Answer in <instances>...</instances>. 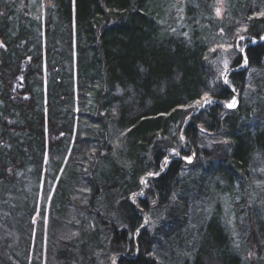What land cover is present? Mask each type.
I'll use <instances>...</instances> for the list:
<instances>
[{
    "label": "trees",
    "instance_id": "16d2710c",
    "mask_svg": "<svg viewBox=\"0 0 264 264\" xmlns=\"http://www.w3.org/2000/svg\"><path fill=\"white\" fill-rule=\"evenodd\" d=\"M174 3L0 0V264H264V0Z\"/></svg>",
    "mask_w": 264,
    "mask_h": 264
},
{
    "label": "rangeland",
    "instance_id": "374dc122",
    "mask_svg": "<svg viewBox=\"0 0 264 264\" xmlns=\"http://www.w3.org/2000/svg\"><path fill=\"white\" fill-rule=\"evenodd\" d=\"M216 10V14L220 17L222 16V12H223V0H217V7H215ZM171 17L174 18L176 20V24L179 25L182 21V11H181V7H180V0H175V3L172 7V10L170 12ZM215 48V47H214ZM218 48V47H216ZM218 49L219 52L218 54L215 55V62H214V66L217 67H222L227 65L228 63V53H226L228 47L227 46H222L219 47ZM242 68L246 67V64L241 65ZM225 78V77H224ZM204 100V99H203ZM203 101H201V106H202ZM229 105H232L231 107ZM238 105V99H234L231 103L228 104V108H235ZM181 141L183 143H185V139L181 138ZM194 159V156H188V157H184V161L189 163ZM57 180V178L55 179ZM143 183V187H144V191L143 188L141 190V192L138 194L139 197H145V191H146V183ZM248 187L253 189V190H249L246 192V194L243 192H240V195L242 197H230L227 199L226 203L224 204V206H222L223 209V218L224 220L227 222V225L229 228H231L232 230V234L236 233L237 234V230H238V226L245 228L247 227V208H249L251 205H253L254 203H258L259 205L261 203H264V179L260 180V181H255L251 184H248ZM54 191L53 190L50 191V196L52 195ZM42 196H43V182L40 185V192H39V202L42 201ZM243 201H245L249 206L242 209V206H240V203ZM135 200V198H132L131 201L133 202ZM224 202V201H223ZM240 206V207H239ZM230 208H234V212L231 213V211L229 210ZM239 208V209H238ZM242 211L244 213H242ZM42 212L41 210V206L38 209L37 214L34 217V223H37L40 218H39V213ZM47 216H48V212H45V221H47ZM151 219L147 220L146 224L144 223L142 225V227L147 226L150 223ZM260 248V247H258ZM257 248L256 249H252V250H248L247 252L244 253V259L246 260L247 263L249 264H256L257 261ZM30 260V258H29ZM116 258L115 257H111L110 258V264H116Z\"/></svg>",
    "mask_w": 264,
    "mask_h": 264
},
{
    "label": "water",
    "instance_id": "95a60500",
    "mask_svg": "<svg viewBox=\"0 0 264 264\" xmlns=\"http://www.w3.org/2000/svg\"><path fill=\"white\" fill-rule=\"evenodd\" d=\"M229 71H233L232 69H229V70H226L224 73H223V79H222V82H223V85H225L226 87L228 86L227 85V81H226V79L224 78V76H225V74L227 73V72H229ZM236 98H237V96H236ZM212 100V98H205L204 100H203V103H202V106L200 107V109H199V111H201L202 109H203V106L205 105V103H206V101L207 100ZM227 106V105H226ZM198 111V112H199ZM197 112V113H198ZM196 113V114H197ZM191 118V117H190ZM163 173V172H162ZM160 174H158V175H146L144 178H143V181H146L147 179H149V178H154V177H157V176H159ZM141 187L143 188V191H144V187H143V183H141Z\"/></svg>",
    "mask_w": 264,
    "mask_h": 264
},
{
    "label": "bare ground",
    "instance_id": "6f19581e",
    "mask_svg": "<svg viewBox=\"0 0 264 264\" xmlns=\"http://www.w3.org/2000/svg\"><path fill=\"white\" fill-rule=\"evenodd\" d=\"M263 38H264V37H263ZM224 72H225V71H224ZM222 79H223V75H222ZM222 79H221V81H222ZM222 83H223V82H222ZM205 104H206V103H205ZM204 106H205V105H204ZM204 106H203V107H204ZM199 109H200V108H199ZM144 177H145V176H144ZM144 177H143V178H144ZM143 178L141 179V183H142V182H145V181H143ZM147 220H148V219H147ZM147 220L145 221V224H146Z\"/></svg>",
    "mask_w": 264,
    "mask_h": 264
},
{
    "label": "snow or ice",
    "instance_id": "6c2138e0",
    "mask_svg": "<svg viewBox=\"0 0 264 264\" xmlns=\"http://www.w3.org/2000/svg\"><path fill=\"white\" fill-rule=\"evenodd\" d=\"M230 107L232 106V105H229Z\"/></svg>",
    "mask_w": 264,
    "mask_h": 264
}]
</instances>
